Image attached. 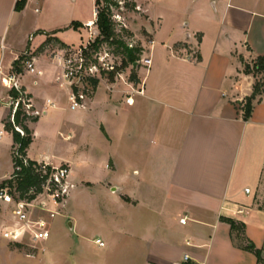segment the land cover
I'll return each mask as SVG.
<instances>
[{"label":"crops","instance_id":"1","mask_svg":"<svg viewBox=\"0 0 264 264\" xmlns=\"http://www.w3.org/2000/svg\"><path fill=\"white\" fill-rule=\"evenodd\" d=\"M16 1L0 0V182L14 171V139L4 124L12 96L3 78L16 74L38 112L28 123L26 157L68 164L70 178L82 167L83 196L100 185L106 202L92 239L95 262L85 214L72 215V264H261L224 218L243 222L264 254V100L245 120L242 107L253 88L239 77L243 60L264 55V0H128L124 9L137 18L132 32L148 35L137 79L103 74L96 86L89 80V95L75 108L62 77L64 56L94 40L96 0L92 18L80 0H28L21 11ZM32 9L42 14L27 26ZM10 33L29 37L24 48L8 42ZM23 55L34 60L35 72L15 64ZM62 136L69 141L65 154L57 151ZM79 195L71 192L64 206ZM12 222L10 207L1 205L0 264L21 263L2 237Z\"/></svg>","mask_w":264,"mask_h":264},{"label":"built area","instance_id":"2","mask_svg":"<svg viewBox=\"0 0 264 264\" xmlns=\"http://www.w3.org/2000/svg\"><path fill=\"white\" fill-rule=\"evenodd\" d=\"M120 5L124 4L123 0H115ZM112 7V5L110 6ZM123 9V5L121 6ZM99 8H95V14L97 15ZM121 14L116 12L114 18L119 19ZM97 33L94 38L97 37ZM95 41V40H94ZM93 41V42H94ZM150 44L154 43V40H149ZM128 46L134 48L135 45L131 41ZM83 48V49H82ZM85 48V49H84ZM141 53L143 48H141ZM88 44L79 47L78 50L70 49L66 52L63 62V74L64 80L70 83L72 90L69 95L71 107H80L83 105V101L88 97L90 88L88 82L91 78H97L103 74H109L114 72L116 77L123 79L124 71L121 67H118L113 59L110 58V54L106 51L104 54H99L90 60L87 57ZM188 59L194 57L188 56ZM140 62H143L142 57L139 58ZM146 64H150L148 59L144 61ZM27 68L31 72L36 71L34 60L27 61ZM3 83L10 90H15L19 93L18 97L12 98L11 107L13 108L11 113V120L14 121V114L19 106L22 107L29 114H36L32 108L30 98L22 90L18 83V76L16 74H9L3 78ZM139 92H142L140 89ZM127 103H133V98L129 95L126 99ZM16 129L21 133H24L21 126L17 125ZM16 155H19L16 153ZM20 156V155H19ZM21 157V156H20ZM27 158H25L26 160ZM40 168L38 169L43 177L42 189L37 191L35 186L31 187L24 196H20V193L16 191V188L11 187L9 184H3L0 182V206L5 204L11 209L13 215V223L4 226L2 230V237L17 243H26L27 240L33 242H39L47 240L50 237L49 223L47 216L54 217L58 210L51 208V205L58 206L62 201H66L69 197L71 190L74 188V184L70 181L71 168L68 164H62L55 166L46 162L38 163ZM20 167L16 166V170ZM33 196V197H32ZM183 223L186 222V217L181 219ZM96 243L100 246H104V242L101 239H96ZM189 260V255H185L184 261Z\"/></svg>","mask_w":264,"mask_h":264},{"label":"rangeland","instance_id":"3","mask_svg":"<svg viewBox=\"0 0 264 264\" xmlns=\"http://www.w3.org/2000/svg\"><path fill=\"white\" fill-rule=\"evenodd\" d=\"M123 1V7L129 6L128 0ZM80 2L84 7L83 10L84 16H86L85 18H92L93 12L95 10H93L94 0H80ZM122 5L118 3V6L112 5V7H110L112 14L111 19L114 23L117 38L122 39L127 46L131 41H133V43L137 45L135 47H141L144 49V43L145 40L148 39V35H146L145 31L138 29V32L143 35H140L139 38L135 37L134 32H132L130 28V23L131 21H136L137 18L132 15V12L131 14L130 12H128V10L131 9H123L121 7ZM38 8V11L41 10L40 6ZM116 12H121L123 13V15L121 14L120 18L116 19L114 18V14ZM40 14H42V11L41 13H36L35 10L32 9L29 12L28 18L25 20V25L30 26L31 19H33L36 15ZM127 25H129V27ZM86 30L88 31V29ZM89 32L91 33V36L93 37L92 39L94 40L96 39L94 38L95 32L99 35V29L95 22L92 26L89 27ZM28 38L29 37L27 35H16L15 37H13V33H10L8 42L10 44L12 43L15 49L21 50L27 44ZM94 40H92L88 44V50H86L88 52L87 57L90 60H93L96 55H99L101 53L104 54V52L107 51L110 54V58L113 59L116 63H118V67H121L123 69L124 74H127V77L131 78L134 67L137 70L140 66V59L138 60L135 66L133 64H129L128 66L124 67L123 61L125 58V53L123 47L118 46L116 44L104 42L100 45L99 49H92L91 45ZM78 49L79 48H76V50ZM139 57L141 58L140 53ZM255 59L256 58L248 59L247 61L243 60L242 69L240 70L241 76H239L240 80L245 85L250 82L252 84V88L253 84L258 80H262V77L264 75L263 72L257 71H254L250 74H247L245 72V64L251 63V65H253ZM25 60V56L23 55L22 59L19 61V64L23 68L26 65ZM262 99H264V95L262 96ZM56 141L58 153L65 154L67 151H69L67 145L69 141L66 140L63 136L58 139L56 138ZM74 170L75 172L73 173V178H70V181L71 183H73L74 181L75 183L73 184H76L77 187L73 188L71 192H74L76 194V191H79L80 195L77 199L71 197L65 206V200L62 201L58 206L55 207V209L58 210V213H56L54 217L47 216L50 237L47 240L39 242L27 240L26 243H20V245H17V242L6 241L5 246L15 256H20L18 257V259L21 260L20 264H41L40 258L45 259L43 260L44 262L42 261V263H45V261H47L48 264H52L53 260H55V264H72V262L74 261L73 253H78V251L75 250V242L77 240V236L73 228L70 226V222L73 221V214L76 217H81V215L85 214V231H87V233L85 234L87 238H90L87 239V241L92 246V248H89L88 250V257L92 259L91 261L94 260L93 262L97 261V259L99 258V250L95 248L92 239L95 238V236H97L96 234L99 232L100 212L101 209L105 207L106 202L100 196V185H97L93 187L91 191H88V193H92V196L89 195L84 197L82 193L87 190L83 189V187L86 185L79 183V180L83 178L84 169L82 167H75ZM0 172H2L1 168ZM2 213L9 214L8 210L5 211V209H2ZM261 264H264V254H262Z\"/></svg>","mask_w":264,"mask_h":264},{"label":"trees","instance_id":"4","mask_svg":"<svg viewBox=\"0 0 264 264\" xmlns=\"http://www.w3.org/2000/svg\"><path fill=\"white\" fill-rule=\"evenodd\" d=\"M27 1L28 0H17L15 4V10H23L27 4ZM111 5L118 6V3L115 0H96V6L99 8V11L96 15L95 24L98 26L99 35L96 37L91 47L92 49H99L100 45L104 42L121 46L123 47L125 53L123 66L126 67L129 64H133L135 66L140 58L139 53H141L142 49L141 47L130 48L122 39L117 38L114 23L111 19ZM72 24L74 27L82 26L77 22H73ZM22 57L16 61V65L19 63ZM19 71L20 69H18V72ZM254 71L264 73V55L257 56L253 65H251V63L245 64V72L247 74L253 73ZM109 74L111 78H114V72H110ZM131 79H137V71L135 67L132 71ZM90 82L96 86L98 84V79L92 78L90 79ZM18 95L19 93L17 91L11 90L12 98H16ZM263 95L264 75L262 80H258L253 84V91L251 95L247 96L245 99L242 107L243 118L245 120H248L251 117L255 103L264 100L262 99ZM12 110L13 108L11 107L10 113L4 119V124L6 130L12 133L14 139V171L10 178L3 181V184H9L11 187L16 188V191L20 193V196H24V194L33 186H35L37 191L42 189L41 184L43 177L41 176L42 173L38 170L40 166L37 161L28 159L26 157L27 148L33 141V131L29 127L28 123L37 120L38 116L36 114L27 113L22 109L21 106H19L14 114V121H12ZM17 125L22 127L24 133H21L16 129ZM16 153H18L21 157L16 155ZM25 158L27 159L25 160ZM16 166H19L20 169L16 170ZM224 220L231 225L232 231L236 232L240 241V246L245 250L253 252L258 258V262H261L262 249L258 248L255 243L246 236L245 224L233 218H224ZM17 245H20V243H17Z\"/></svg>","mask_w":264,"mask_h":264},{"label":"water","instance_id":"5","mask_svg":"<svg viewBox=\"0 0 264 264\" xmlns=\"http://www.w3.org/2000/svg\"><path fill=\"white\" fill-rule=\"evenodd\" d=\"M136 65V64H135ZM70 226L72 227V223L70 222Z\"/></svg>","mask_w":264,"mask_h":264}]
</instances>
